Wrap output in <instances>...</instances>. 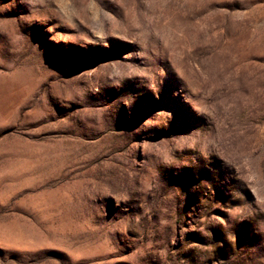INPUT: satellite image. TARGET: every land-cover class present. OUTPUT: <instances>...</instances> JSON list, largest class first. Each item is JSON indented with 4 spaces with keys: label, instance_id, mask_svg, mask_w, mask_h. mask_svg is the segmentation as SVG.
Masks as SVG:
<instances>
[{
    "label": "rangeland",
    "instance_id": "1",
    "mask_svg": "<svg viewBox=\"0 0 264 264\" xmlns=\"http://www.w3.org/2000/svg\"><path fill=\"white\" fill-rule=\"evenodd\" d=\"M0 264H264V0H0Z\"/></svg>",
    "mask_w": 264,
    "mask_h": 264
}]
</instances>
